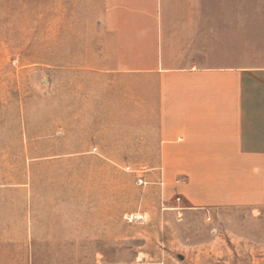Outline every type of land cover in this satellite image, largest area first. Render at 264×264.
<instances>
[{"label":"rangeland","instance_id":"1","mask_svg":"<svg viewBox=\"0 0 264 264\" xmlns=\"http://www.w3.org/2000/svg\"><path fill=\"white\" fill-rule=\"evenodd\" d=\"M212 3L227 36L199 56L264 64V0ZM151 6L0 0V264H264V200L181 209L149 161L143 72L123 65L145 44L106 51L96 15Z\"/></svg>","mask_w":264,"mask_h":264},{"label":"crops","instance_id":"2","mask_svg":"<svg viewBox=\"0 0 264 264\" xmlns=\"http://www.w3.org/2000/svg\"><path fill=\"white\" fill-rule=\"evenodd\" d=\"M145 1L152 4L149 14H97V38L101 28L111 35L103 47L108 52L145 44L142 62L135 56L123 65L143 72L145 131L157 140L149 161L159 164L165 192L179 195L181 209L261 203L264 64H217L199 56L203 42L227 36V22L216 25L209 4L215 0Z\"/></svg>","mask_w":264,"mask_h":264}]
</instances>
